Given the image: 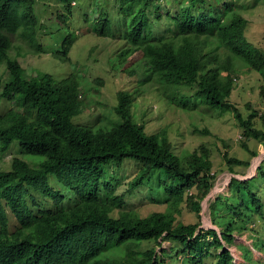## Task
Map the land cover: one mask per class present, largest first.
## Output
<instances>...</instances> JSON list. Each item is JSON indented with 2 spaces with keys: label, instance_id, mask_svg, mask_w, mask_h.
<instances>
[{
  "label": "trees",
  "instance_id": "1",
  "mask_svg": "<svg viewBox=\"0 0 264 264\" xmlns=\"http://www.w3.org/2000/svg\"><path fill=\"white\" fill-rule=\"evenodd\" d=\"M61 1L69 14L70 0ZM241 1L118 0L129 30L116 58L128 76L143 63L169 99L179 94L178 89H188L206 108L230 111L244 128V138L250 135L264 147V112L243 118L229 100L234 60L261 76L264 99V50L251 47L245 38L248 21L241 14ZM33 14L34 0H0V65L4 64L0 101L13 106L0 113V161L14 142L18 150L7 168H0V264H236L227 248L235 229L246 230L264 217L262 201L249 188V179L232 178L231 198L220 195L210 207L211 213L219 202L220 210L233 213L231 218L221 214L223 222L212 218L219 234L199 228L201 201L215 178L209 150L200 146L180 157L165 130L148 135L132 120L138 91L117 93L113 110L122 123L103 130L74 124L72 119L85 110L84 99L77 94L80 81L72 74L58 81L48 73L27 79L19 53L10 55L9 36L18 32L30 50L43 51L35 41ZM151 20L166 24L169 33L151 35L147 30ZM110 32L106 24L93 30L98 37ZM72 43L67 36L52 56L69 61ZM179 97L178 105L186 108L184 96ZM254 118L263 128L255 127ZM223 159L230 172L232 165L249 166L227 153ZM129 162L136 171L129 189L117 194L104 169ZM52 177L70 195L51 184ZM154 177L164 191L166 207L141 216L128 207L126 197ZM181 204L196 215V222L178 220ZM257 239L264 247V225ZM164 241L170 247L157 252L155 246Z\"/></svg>",
  "mask_w": 264,
  "mask_h": 264
},
{
  "label": "rangeland",
  "instance_id": "2",
  "mask_svg": "<svg viewBox=\"0 0 264 264\" xmlns=\"http://www.w3.org/2000/svg\"><path fill=\"white\" fill-rule=\"evenodd\" d=\"M34 2L32 22L36 24L35 41L41 45L43 51L35 53L33 49L30 50L29 43L18 32L9 36L12 46L10 55L19 53L18 61L25 70L27 79L38 73H48L58 81L64 80L70 74L80 81L77 94L84 99L82 105L85 110L72 119L74 124L81 123L92 130H103L122 123L113 110L117 103V93L138 91L131 106L132 120L135 123L143 125L148 135L165 130L172 141L173 152L180 157L200 146L206 147L210 152L212 173L216 176L225 174V177L230 179H249V188L258 193L262 201L261 211L264 213V147L259 140L250 135L244 138L242 135L244 128L230 111L206 108L204 103H201L202 99L192 97L194 91L188 89H178L179 94L171 96L172 100L169 99L164 94V86L160 85L155 77L152 78L143 63L137 66L133 76L121 72L116 54L125 44L129 26L127 27L128 18L119 14L118 0H70L69 14L64 10L61 0H34ZM240 3L241 14L248 21L245 30L247 42L253 48L264 50V0H242ZM102 24H106L111 31L108 37H98L93 33V30ZM147 30L157 38L169 33V27L156 20L149 22ZM67 36L72 38L73 43L69 52L70 60L64 62L53 57L52 53L59 49ZM218 50L219 54H222L223 48ZM234 64L236 80L229 100L243 118H247L254 111L258 115L262 114L264 99L260 95V86L263 84L261 76L256 71L248 69L240 60H234ZM3 66L4 64L0 65V73L3 71ZM179 96H184L182 101L186 108L178 105L177 102L181 101ZM12 108L11 103L0 101V113ZM253 122L258 129L263 128L259 118H254ZM242 141L246 148L242 146ZM11 146L13 149H10L0 161L1 169H6L10 164V158L18 155V150L14 147L17 146L16 142ZM251 152H256L257 155L253 157ZM224 153L229 157L249 162V166L232 165L233 172H230L229 166L223 159ZM257 158L259 160L254 172L251 170L252 164ZM28 159V156L24 157V160ZM104 170L107 180L116 187L117 194H123L129 189L128 183L136 171L135 165L130 162L124 166L110 165ZM49 182L63 191V194L70 195L64 187L56 183L53 177ZM221 194L223 198L232 196L227 188L218 195ZM215 198L206 205L205 212L202 211L201 206L199 215L203 228L217 230L210 220L213 218L215 221L223 222L224 218L221 214L233 217L232 212L220 210L219 202L210 213ZM165 199L161 186H156L155 177L126 197L128 207L134 208L141 216L154 211H164ZM180 208L181 214L178 220L184 223H194L198 220L185 204H181ZM215 209L220 211L217 213ZM252 214L255 212L252 211ZM255 215L258 217L257 214ZM206 218L210 222V227L203 225ZM262 225H264V217L254 225L249 223L246 230L240 231L238 227L235 229L233 244L225 246L231 251L236 264H264V247L257 243ZM155 247L159 252L162 248L168 249L170 244L164 241L160 247L157 245ZM246 251L249 252L245 256H249L248 260L244 257ZM166 264L170 263L166 262Z\"/></svg>",
  "mask_w": 264,
  "mask_h": 264
},
{
  "label": "built area",
  "instance_id": "3",
  "mask_svg": "<svg viewBox=\"0 0 264 264\" xmlns=\"http://www.w3.org/2000/svg\"><path fill=\"white\" fill-rule=\"evenodd\" d=\"M234 80H236V79H234ZM230 180L231 179L229 177H225V174L216 176L214 178L213 183H212V187H211L209 193L207 194L206 198L201 203L202 211L203 212H205L206 205L209 203L210 200L214 199L219 193H222V191L225 190V188H228V185L230 183ZM206 219H208V218H206ZM201 223H202V221H201ZM203 225L205 227H210V222L203 221ZM200 228H203V227H201V225H200ZM203 229H206L207 230L208 228H203ZM216 231L219 234V231L218 230H216Z\"/></svg>",
  "mask_w": 264,
  "mask_h": 264
},
{
  "label": "bare ground",
  "instance_id": "4",
  "mask_svg": "<svg viewBox=\"0 0 264 264\" xmlns=\"http://www.w3.org/2000/svg\"><path fill=\"white\" fill-rule=\"evenodd\" d=\"M258 160H259V159L257 158V159H255V160L253 161V164H252V169H251L252 171H254V169H255V166H256V163L258 162ZM254 172H255V171H254ZM206 221H207V222H209V220H208V219H206Z\"/></svg>",
  "mask_w": 264,
  "mask_h": 264
},
{
  "label": "clouds",
  "instance_id": "5",
  "mask_svg": "<svg viewBox=\"0 0 264 264\" xmlns=\"http://www.w3.org/2000/svg\"><path fill=\"white\" fill-rule=\"evenodd\" d=\"M34 3H35V2H34ZM214 174H215V173H214ZM215 177H216V174H215ZM231 179H232V178H231ZM213 180H214V179H213ZM212 183H213V181H212ZM211 187H212V185H211ZM228 187H229V186H228ZM210 189H211V188H210ZM227 189H228V188H227ZM209 191H210V190H209ZM208 193H209V192H208ZM221 195H222V194H221ZM206 196H207V195H206ZM218 196H220V195H218ZM218 196H217V197H218ZM217 197H216V198H217ZM205 198H206V197H205ZM205 198H204V199H205ZM216 198H215V199H216ZM204 199H203V200H204ZM203 200L201 201V203L203 202ZM214 201H215V200H214ZM210 221H211V220H210ZM199 228H200V226H199ZM216 228H217V227H216ZM217 230H218V228H217ZM233 262H234V260H233Z\"/></svg>",
  "mask_w": 264,
  "mask_h": 264
},
{
  "label": "water",
  "instance_id": "6",
  "mask_svg": "<svg viewBox=\"0 0 264 264\" xmlns=\"http://www.w3.org/2000/svg\"><path fill=\"white\" fill-rule=\"evenodd\" d=\"M247 179V178H246ZM246 179H242V180H246Z\"/></svg>",
  "mask_w": 264,
  "mask_h": 264
}]
</instances>
